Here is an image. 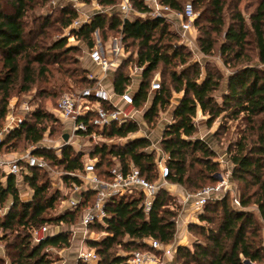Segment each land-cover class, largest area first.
Listing matches in <instances>:
<instances>
[{"label":"trees","instance_id":"16d2710c","mask_svg":"<svg viewBox=\"0 0 264 264\" xmlns=\"http://www.w3.org/2000/svg\"><path fill=\"white\" fill-rule=\"evenodd\" d=\"M51 1L0 0V129L5 125L10 97L19 83L18 90L28 92L41 79L50 81L56 72L60 88L66 87L62 94L94 85L88 78L89 68L80 65L74 55L78 46L69 45L67 37L51 39L50 28H70L73 35L87 42L88 48L95 45L96 31L102 35L103 41L108 40L109 35L121 36L125 52L133 45L137 46V52L134 55L129 53L130 56L114 72V90L123 93L131 84L130 75L123 69L132 58L140 66H145L139 88L134 94L136 107L143 110L144 122L153 124L159 111L170 105L173 92H182L173 112V122L166 128L161 143L163 152L168 155L166 163L170 183L187 190L194 189L191 192L195 193L218 181L215 175L219 173L220 163L213 159L216 152L207 141L195 138L198 110L209 116L208 126L220 116L232 120L242 116L245 123L238 138L227 147L233 166L231 179L240 191L243 209L235 208L229 195L209 200L199 220L213 226H189V230L198 231L202 240L195 241L191 246L180 245L176 250L179 263L246 264L250 261L264 264V243L255 213L245 209L251 204L256 205L264 220V0H258L248 18L241 11H236L234 22L226 28L220 55L226 65L233 66L227 76L211 69H206L205 75H202L197 63L189 64L191 53L185 51V45L178 44L180 36L170 29L167 18L137 15L122 20L119 12H112L110 16L98 12L90 22L74 29L71 28L72 22L79 15L72 5L62 7V16L54 20L51 15L35 13L38 6ZM96 1L105 9H115L120 5L118 0ZM158 1L183 13L188 0ZM130 2L141 14L150 11L144 0ZM190 2L194 11L199 13L194 20V26L199 31L196 42L203 54L211 55L216 43L213 35L222 32L226 24V0ZM28 18L36 25L29 27ZM232 62H240V65ZM160 65L172 67V86L166 85L165 81L161 89L150 96V78ZM177 65L186 67L178 72L175 69ZM68 81L72 82L71 85ZM219 92L221 103L217 100ZM40 95L57 96V91L55 87L52 91L43 88L39 90ZM49 121H56L53 114L35 107L20 126L7 133L0 145V153L15 152L19 141L36 145L44 140L46 134L50 138L56 127L52 123L49 128ZM139 127L137 121H128L120 126L114 124L102 134L108 138H127L137 133ZM151 144L146 137H137L122 145L94 143L89 156L97 159L96 172L102 178L109 179L110 169L118 164L123 172L134 165L140 169L142 176L155 181L159 177V169L155 154L148 150ZM60 150V156L53 149H36L34 153L44 157L53 169L63 170L65 174L61 176V181L66 187L81 183L78 177L69 173L83 169L84 153L73 151L71 145ZM41 173L50 172L29 168L24 173L23 179L31 187L32 194L30 199L23 200L17 177H5L0 171V211L6 209L0 214V244L5 253L0 254V264H6L7 259L8 264H51L53 260L47 249L69 247L70 232L48 234L39 243L33 241V232L42 226L73 225L85 206L95 198L94 192H84L79 207L52 214L51 211L66 196L60 190L50 191L49 181L40 180ZM207 182L212 183L203 186ZM170 196L166 189H161L148 215L143 209L144 196L138 190L109 200L106 206L108 217L89 225L106 232V236L99 241H87L100 257L98 264H130L128 259L133 252L144 247L150 250V239H157L163 244L172 243L177 213L168 203ZM118 246L131 252L120 254L115 250ZM78 264L86 263L79 261Z\"/></svg>","mask_w":264,"mask_h":264},{"label":"built area","instance_id":"2783aa9c","mask_svg":"<svg viewBox=\"0 0 264 264\" xmlns=\"http://www.w3.org/2000/svg\"><path fill=\"white\" fill-rule=\"evenodd\" d=\"M74 8L84 0H71ZM150 11L144 17H164L175 18L180 21V30L185 34L194 27V20L198 14L194 11L191 2L185 4L184 12L179 13L169 6L162 5L158 0H144ZM137 12L130 0H123L119 6V16L122 20L131 19ZM85 21L77 18L72 22L71 28H80ZM95 45L88 49V57L91 63L88 78L94 82L93 86L81 88L74 92L62 94L55 105L54 114L67 126L66 133L69 135L67 141L64 139L60 143L50 144L48 134L44 140L36 144L37 149H55L60 156V149L66 145H72L74 141H96L104 138L102 132L110 130L115 125H122L128 121L139 123L143 110L135 105V97L131 84L123 93H116L109 90L105 84L107 76L116 71L123 60L127 59L121 36H111L103 41L98 31L95 32ZM95 67V68H93ZM145 66H140L135 59V73H142ZM131 79L134 78L130 76ZM161 89V82L156 78L151 83L149 95L152 96ZM29 102H23L14 113L15 106L9 104L6 116V123L0 129V145L4 142L7 133L20 126L25 118L34 111ZM79 142V143H80ZM73 146V145H72ZM168 155H163L156 161L159 169V177L155 181H150L142 176L140 169L134 165L130 166L127 172H123L118 164L110 169V178H102L96 172V158H90L89 154L84 156L83 169L69 173L73 177H78L81 183H72L68 187V194L61 202V211L74 210L83 202L84 192H94V200L87 204L82 211L81 223L84 227H89L92 223L103 221L108 214L106 206L109 200L132 193L134 190L140 191L143 196V209L148 215L156 194L161 189H167L169 185V167L166 163ZM29 168H37L54 172L52 166L44 157L37 156L34 150L7 157L5 153H0V171L5 177L9 175L24 176ZM65 174V173H63ZM226 195L231 196L232 204L241 209L239 195L235 193L233 182L230 176L222 177L216 184L206 186L195 193H188L187 198L191 200L192 207L196 211H201L209 200L219 199ZM2 214V211H0ZM48 226H42L33 232V241L41 242L49 233ZM150 250L145 252L135 251L131 254L128 262L130 264H159L160 258L157 252L164 257L175 252L172 244H163L157 239L148 240ZM0 249L3 250L0 244ZM2 252L0 251V254ZM78 260L83 263H99L100 257L95 250L81 251Z\"/></svg>","mask_w":264,"mask_h":264},{"label":"rangeland","instance_id":"374dc122","mask_svg":"<svg viewBox=\"0 0 264 264\" xmlns=\"http://www.w3.org/2000/svg\"><path fill=\"white\" fill-rule=\"evenodd\" d=\"M119 3L123 0H118ZM190 2V0L186 1V3ZM258 0H226L225 4V20L226 24L222 30V32L218 34H214V38L216 40L214 51L211 55H205L201 52L199 45L196 42V38L198 36L199 31L195 26L192 28L191 31L186 32L185 34L180 30V21L173 18H169V26L170 29L175 31L179 36L180 39L178 40V44L185 45V51L191 53L190 55V63L189 64H198V66L201 68L202 75H205L206 69H211V70H217L220 71L224 76H227L233 69V66L226 65L224 63L223 58L220 55V46L222 42L225 40V31L227 26H229L231 23L234 22V15L236 11H241L244 14L245 18H248L249 15L252 13V11L256 8ZM185 3V4H186ZM67 5H72L73 2L71 0H52L50 3L40 7L38 6L35 10V13L37 15H51L52 19L54 20L56 17H61V9L62 7H65ZM120 6V5H119ZM119 6L115 9H105L104 7L100 6L96 0H91V1H82L81 4H79L78 8H75L78 12V18H81L85 23H88L91 21L92 17L98 13V12H105L112 14V12H119ZM74 7V6H73ZM199 14L198 12H196ZM137 15H142L145 16L144 14H141L139 12H135L133 14L134 16ZM29 19V27H32L36 24L32 23V19ZM54 27H58L54 25ZM50 32L52 33L51 39H58L60 37H67L68 38V44L71 46H78V51L74 52L75 57H77L80 61V65L86 68H91V63L89 61L88 57V45L85 40L82 38L73 35L72 32L70 31V28H65V29H58L54 30L52 28L49 29ZM192 32V35L191 33ZM112 35V33H110ZM116 34L112 35L115 36ZM100 38L102 39V35H99ZM109 37H111L109 35ZM94 39L96 40V37L94 35ZM50 40V38H49ZM48 40V41H49ZM126 56H130V54L134 55L137 52V46L133 45L130 46L129 50H127ZM234 65H240V62H232ZM184 65H177L175 69L180 72L182 69H184ZM125 73H128L130 76H133L132 78V84H137L139 81L142 80V73H135V59L132 58V61L127 64L125 69H123ZM172 67H166L164 65H160L159 68L152 74L150 78V82L152 83L154 79H158L161 84H163L165 81L166 85H171L170 83V74H171ZM58 74L55 72V77H51L50 81L45 82L42 79L37 82L35 85H33V88L29 90L28 92H22L19 91L20 83L17 85V87L14 89L11 97L9 104L15 106L14 113H18L17 109L20 107V105L23 102H29L33 107H40L44 111H48L49 113L53 114V117L56 119V121H49L48 125L49 128L53 124H55L56 127V132L50 138L48 139V142L50 144H56L60 143L61 140L63 139V135L66 133L67 126L64 124L58 116H56V113L54 114L55 110V105L58 100V98L62 95V93L66 90V87L63 89L60 88L59 81H57ZM71 85V81H68ZM150 83V87H151ZM55 87V90L57 91V96H39V90L40 89H47L48 91H52L53 88ZM182 97V92H173V96L171 98V103L170 105L165 109V110H160L159 114L153 124L146 123L144 121H140V127L139 131L135 135H131L127 138H108L104 137L102 139L96 140V141H84L78 143L77 141L73 142L72 149L75 152H83L84 156L88 155L94 145V143L102 144V143H107L109 145H122L126 143L127 141L137 138L136 136L141 135L140 137H146L151 141V146L148 148V150L152 151L155 154L156 161L160 158L161 155H163V150H162V139H163V134L166 130V128L173 122V112L175 107L177 106L180 98ZM217 100L221 103L222 98H221V93H217ZM150 102L148 103V106L150 105ZM209 116L208 115H203L200 112L197 113L195 117V126H196V134L195 138H200L204 139L207 141L213 150L216 152V157L213 158L215 161H218L220 163L219 166V173L216 174V178L219 180L222 177H227V176H232V163L229 160V155L227 153V147L230 144V142L235 141L238 138V134L240 130L244 129L245 123L242 121V116H240L237 120H232V119H225L223 116H220L215 120V122L211 125L208 126L207 120ZM6 123V122H5ZM36 145L26 142V141H19L17 142L16 146V151L17 153H25L31 150H36ZM55 150V149H53ZM56 151V150H55ZM158 167V166H157ZM63 175V170L61 168L54 169V172L50 173H41L40 174V180L42 181H49L50 183V191L54 192L58 190L59 184L61 182V176ZM24 176H19L18 179V188H19V194L21 199L23 200H28L30 199V196L32 194V189L26 183V181L23 179ZM233 186L235 189V193L240 195V191L235 184V182L232 180ZM212 182H207L203 186L210 185ZM170 184V182H169ZM183 191H186L188 193H192L194 189H189L187 190L183 186ZM170 185H168V188L166 189L170 193V198H169V205L170 207L177 213L176 216V233H175V238L172 243L178 242V237L181 234V224L188 222L189 219H192L191 222L188 223L187 227L191 224H201L205 225L206 227H211L213 224H209L206 222H201L199 220V215L205 212V209H202L201 211H196L193 207L191 202L189 201L186 204H183V199L184 197L180 194H178L174 190H170ZM196 190V189H195ZM62 192V191H61ZM63 194V193H62ZM232 196V195H231ZM230 196V200H231ZM232 203V200H231ZM233 205V204H232ZM234 206V205H233ZM235 207V206H234ZM236 208V207H235ZM241 209H243L241 207ZM248 210H252L255 213V219L258 227L260 228V235L263 239L264 243V220L260 217L257 206L254 204L249 205L247 208ZM6 209H2L3 211ZM61 210V202L58 204L57 208L53 211H51L52 214H55L57 211ZM187 213L188 218L185 219V221L181 219V216L183 214ZM81 216L82 214H79L77 216V219L73 225H68V224H63L60 226L59 231H68L70 232V238H71V245L74 246L75 248H80L81 244L85 242L84 247H89L87 244L88 240H101L106 232L100 230V229H94L90 227H84L81 224ZM183 218V217H182ZM215 225V224H214ZM48 227L51 230L55 229V226L48 225ZM185 227V225H184ZM1 235V233H0ZM188 240L190 244L188 246H191L195 241L202 240V237L198 234V231H191L188 229ZM171 244V243H170ZM90 248V247H89ZM116 251H118L120 254H128L131 251H126L124 250L121 246H118L115 248ZM136 250V249H133ZM132 250V251H133ZM147 247H144L141 251L145 252L147 251ZM2 255H5L4 250H1ZM47 251L50 253L52 262L54 263L56 260L55 256H57V251L49 248ZM158 258H160V263L159 264H180L179 260L177 259V254L175 253L172 257H165L162 255V253H157ZM165 259V260H164ZM8 259L6 261V264H8ZM82 262V261H80ZM251 264H258V263H251Z\"/></svg>","mask_w":264,"mask_h":264},{"label":"crops","instance_id":"0c3cea01","mask_svg":"<svg viewBox=\"0 0 264 264\" xmlns=\"http://www.w3.org/2000/svg\"><path fill=\"white\" fill-rule=\"evenodd\" d=\"M191 33V35H192V32H190ZM93 68H95V67H93ZM115 72V71H114ZM114 72H112V73H110L108 76H107V78L105 79V84H106V86L108 87V89L109 90H113L114 89V80H113V75H114ZM131 82H132V79H131ZM140 82L141 81H139V83H138V85L136 84H132L131 83V88H132V90H133V92H136L137 90H138V88H139V85H140ZM148 104V103H147ZM198 112H200L201 113V111L200 110H198L197 111V113ZM202 114V113H201ZM140 121H143V114L140 116V119H139V122ZM138 133V132H137ZM137 133H135V134H137ZM135 134H133V135H135ZM132 135V134H131ZM130 135V136H131ZM141 135H138V136H136V137H140ZM129 137V136H128ZM80 142V141H79ZM78 142V143H79ZM82 142V141H81ZM16 154H18L17 152H5V155L7 156V157H11V156H15ZM170 185V188L172 189V190H174V191H176L178 194H180V195H182L183 197H184V201H183V204H186V203H188L189 201L191 202V200H189L188 198H187V194H188V192H186V191H183V188L180 186V185H178V184H173V183H170L169 184ZM68 187H66L63 183H62V181L60 182V184H59V187H58V190H60V191H62V193L66 196L67 194H68V189H67ZM167 188H168V186H167ZM170 189V190H171ZM183 217V218H182ZM188 218V214L187 213H185V214H183L182 216H181V219H182V221L184 220L185 221V219H187ZM192 221V219H189L188 220V222H186V223H184V225H185V227H184V225H183V223L181 224V234L179 235V237H178V242H174V243H171L172 245H173V247L175 248V252H173L171 255H169V256H166V258L167 257H172L175 253H176V250H177V248L180 246V245H186V246H188L189 244H190V242L189 241H187L188 240V235H186L187 233H188V227H187V225H188V223L189 222H191ZM82 224V223H81ZM58 228H60V227H55V229L54 230H51V229H49V235H52V234H56V233H59V232H61V231H59L60 229H58ZM105 236H106V234H105ZM104 236V237H105ZM103 237V238H104ZM84 244H85V242H83L80 246V248H75L74 246H69V247H64V248H51V249H53V250H55V251H57V256H55V258H56V260L57 261H55L54 263H51V264H78V262H79V260H78V256H79V253L81 252V251H88V250H90V249H93V248H89V247H84ZM86 245V244H85ZM94 250V249H93ZM157 253H160V252H157ZM165 258V257H164ZM165 258V259H166ZM164 259V260H165ZM90 264H98V263H90ZM171 264V263H170Z\"/></svg>","mask_w":264,"mask_h":264},{"label":"water","instance_id":"95a60500","mask_svg":"<svg viewBox=\"0 0 264 264\" xmlns=\"http://www.w3.org/2000/svg\"><path fill=\"white\" fill-rule=\"evenodd\" d=\"M68 138H69V135H68L67 133H65V134L63 135V139H64V141H67ZM246 264H251V262H250V261H246Z\"/></svg>","mask_w":264,"mask_h":264}]
</instances>
